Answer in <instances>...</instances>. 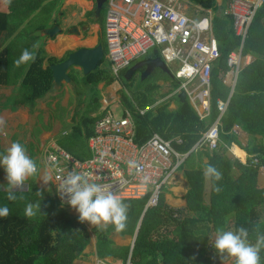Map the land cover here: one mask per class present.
<instances>
[{"label": "crops", "instance_id": "0c3cea01", "mask_svg": "<svg viewBox=\"0 0 264 264\" xmlns=\"http://www.w3.org/2000/svg\"><path fill=\"white\" fill-rule=\"evenodd\" d=\"M172 1H175L180 6L181 12L190 18H207L211 34L215 39L213 33L215 19L221 16L230 17L226 14L225 8L229 0H216V6L213 8H203L189 0ZM106 12L107 0L98 11L95 0H0V13H2L0 20H3L5 24L0 29V55H3L1 64L4 65V75L2 76L4 82L0 84V153L6 152L12 142L18 141L24 145L27 154L38 166L35 175L28 177L22 186L11 189L17 198L10 202L16 201L19 207L18 211L24 219L49 218L55 223L61 221L65 224L69 232L66 242H72L75 247L67 264H93L97 260L107 264H125L127 258L132 257L133 247L146 212L144 211L146 203L140 210V201L144 198L121 199L122 203L127 206L126 226L123 230L118 231L111 222L105 226L103 222L100 225H94L87 220L81 221L75 208L70 205H62L58 201L53 170L44 162L45 152L53 147H60L79 160L90 158L92 153L88 147V139L93 133L95 121L105 114V109H108L111 103L121 99L120 83L117 80L108 83L109 65L105 59ZM228 20V25L231 27L230 18ZM54 25L59 26L61 33L52 38L45 36L42 31ZM99 43L102 44L104 50V59L96 69L101 72L100 80L96 83L100 102L97 110L91 111L89 114L77 110L82 106L81 100L83 98L78 99L77 89L84 90L86 86H92L91 83L86 82L87 75H83L81 71L77 79L74 77L70 83L64 82L59 90H56L51 82V90L44 97L33 101L20 99L18 95L21 87H23V81L27 79L34 63L16 66L15 60L25 48L34 50L36 59L39 56L42 58L41 69L46 70L49 69L51 61L57 62V59L68 51L79 47L92 48ZM231 52L240 53L242 61L234 84L227 71L222 78L223 83L230 89L226 101H229L234 91L240 71L256 59L254 55L249 53L243 54L242 49L239 50V46ZM155 58L163 60L161 50L158 47H153L145 57L134 62L131 66L141 60ZM176 62H164L168 73L156 68L144 79H141L144 67L136 70L134 75L139 77L141 81H145L151 76L149 84H153L151 95L153 102L145 107L148 112L156 114V109L162 105H166L169 111H174L178 109L179 103L187 101L186 98L181 101L178 96L181 93L178 91L179 81L175 79L178 70L173 73L169 66L171 64L176 69L177 64L179 65V62ZM161 73L171 78V84L160 76ZM189 105L192 107L190 102ZM192 109L198 117V121L207 119H201L196 110L193 107ZM230 132L233 133L232 128ZM233 134L237 136V140L231 141L227 145L220 139L219 148L225 147L228 157L245 164L252 157V155H248L246 148L250 150L258 148L263 144V141L261 136L253 137L241 127L237 133ZM176 137L181 138L176 134V136L165 140H172ZM198 152H193L194 158L187 157L184 163L172 173L168 184L160 194L159 200L167 210L172 212L174 220L161 227L164 235L168 238L172 237L171 231L176 229L177 224L175 221H181L182 214L185 216L193 214L188 209V195L192 185L188 181L186 172L187 170H196L199 167L204 169L209 161L205 155L198 157ZM206 153L209 156L211 152ZM209 180V176L205 175V182L203 183L205 186L203 202L205 204H210ZM7 191L6 173L3 168H0V193L4 198ZM29 203L34 206L35 213L30 217L24 213L25 206ZM232 218L234 219V216ZM202 224L198 223L197 229L202 227ZM216 236L214 235L208 244L214 243ZM198 238L199 236L195 239L198 240ZM32 241L27 239L28 244ZM56 241L53 239L52 244L54 245ZM131 248L132 252H130ZM64 254L69 255L70 253L68 250L59 253L60 258L66 256ZM142 254L135 263L131 259V264H148V254L145 253L143 256ZM201 254L200 250L195 251L194 259L197 263L191 264H207ZM57 255V252L51 254L55 258ZM219 264H234V258L230 257Z\"/></svg>", "mask_w": 264, "mask_h": 264}, {"label": "trees", "instance_id": "16d2710c", "mask_svg": "<svg viewBox=\"0 0 264 264\" xmlns=\"http://www.w3.org/2000/svg\"><path fill=\"white\" fill-rule=\"evenodd\" d=\"M189 1L203 8L216 6V0ZM228 18L230 17H217L214 22L213 33L218 42L220 57L211 69L210 114L207 119L198 121L188 100L179 103L178 109L174 111H169L166 105H162L156 109V114L147 111L146 114L140 115L137 109H144L153 102L151 97L153 84H144L139 91L141 97L139 101L131 103L125 95H121V101L125 104L123 106L133 114L136 142L142 144L154 133H158L164 139H170L177 134L181 137L182 143L180 146L173 144V147L184 153L192 148L201 134L214 122L217 117V99L226 100L230 93L229 87L222 81L227 71V56L239 46V38L234 35L232 20L230 18V27ZM4 25V21L0 20V29ZM242 53L254 55L256 59L238 75L227 110L220 120V139L227 145L231 141H236L237 136L230 132L234 125L240 126L253 137L261 136L262 145L251 150L246 148L248 155L256 157L258 162L254 164L250 158L242 164L228 157L225 147L214 151L200 150L198 157L207 156L209 159L207 165L204 169L199 167L186 172L192 185L188 195V209L193 214L189 216L182 214L181 221H175L177 224L176 229L171 231L172 237L168 238L161 227L174 221L172 212L167 210L160 200L156 207L148 208L133 247L131 257L133 263L142 253V256L148 254V264L197 263L194 253L200 250L207 264H219L230 257L224 254L221 258L214 248V243L208 244L218 231L235 232L245 228L248 232L247 241L254 245L259 237H264V0L250 24ZM2 56L0 55V84L4 82ZM42 61L39 56L32 64L20 89L18 95L20 99L33 101L44 97L51 90V70H42ZM52 63L53 61L50 62ZM125 72L123 71L121 76H125ZM100 75L101 72L95 70L87 74L86 82L96 85ZM109 75L108 83H111L115 79ZM133 77L135 78L134 74L128 79V83H134ZM206 152L211 153L208 156ZM193 154L190 153L188 157L194 158ZM209 165L220 173V179L209 176L210 204H205L203 183L205 169ZM146 200L147 198H144L140 201V210ZM0 205H7L9 208V214L0 218V264L68 263L75 247L72 242H66L69 232L64 223L61 221L55 223L49 218L24 219L18 211L16 201L7 202L2 193ZM198 223L203 224L197 229ZM197 236L198 240L195 239ZM27 239L33 241L28 244ZM53 239L57 240L54 245ZM67 250L70 254H64L66 256L60 258L59 253ZM53 252L58 253L56 258L51 256ZM259 256V264H264V243L260 245Z\"/></svg>", "mask_w": 264, "mask_h": 264}, {"label": "built area", "instance_id": "2783aa9c", "mask_svg": "<svg viewBox=\"0 0 264 264\" xmlns=\"http://www.w3.org/2000/svg\"><path fill=\"white\" fill-rule=\"evenodd\" d=\"M262 2L228 1L226 14L232 20L234 35L239 38V50ZM105 40V59L115 79L153 47L160 48L165 63L179 62L175 74L179 81L178 91L185 93L201 119L209 116L211 69L220 53L207 18L186 16L172 0H107ZM241 61L240 53L231 52L227 56V74L232 77L233 84ZM228 102L216 101L217 117L193 146L195 152L218 150L220 120ZM147 110L137 109L140 115ZM239 129L234 125L232 132L237 133ZM173 143L180 145L181 140H165L154 133L139 144L135 139L132 112L123 108L122 115L115 117L105 109V114L95 121L93 135L88 139L90 158L79 160L62 148L53 147L45 152L44 162L53 170L56 197L62 205H69V195L62 187L69 174H82L89 182L99 184L120 199L147 198L146 211L158 205L162 189L188 157L187 153L178 152ZM252 160L254 164L258 162L257 158ZM129 161H135L136 166L130 167ZM93 264L107 263L97 260ZM125 264H131L130 256Z\"/></svg>", "mask_w": 264, "mask_h": 264}, {"label": "clouds", "instance_id": "9594fccd", "mask_svg": "<svg viewBox=\"0 0 264 264\" xmlns=\"http://www.w3.org/2000/svg\"><path fill=\"white\" fill-rule=\"evenodd\" d=\"M35 60L36 52L25 48L15 60V64L19 67ZM129 166L135 167V161H129ZM0 168L6 173L8 182L6 199L10 201L17 198L11 189L22 186L28 177L38 171L37 163L30 158L24 145L18 141L12 142L6 152L0 153ZM205 175L220 179V173L211 165L206 167ZM62 187L69 195L68 204L76 209L81 221L87 220L94 225L103 222L105 226L111 222L118 231L125 228L127 206L122 203L119 196L106 191L99 184L89 182L82 174H69ZM24 213L29 217L34 215V206L31 203L27 204ZM8 214L7 205H0V218ZM247 235L245 228L235 232L220 230L217 232L214 248L221 258L224 254L234 258V264H259L260 245L264 243V237H259L257 243L253 245L247 241Z\"/></svg>", "mask_w": 264, "mask_h": 264}, {"label": "water", "instance_id": "95a60500", "mask_svg": "<svg viewBox=\"0 0 264 264\" xmlns=\"http://www.w3.org/2000/svg\"><path fill=\"white\" fill-rule=\"evenodd\" d=\"M105 1L106 0H95L97 4V11L101 8ZM42 32L45 36L52 38L57 34H60L61 30L58 25H54L50 28L44 29ZM40 34L41 33L39 32V35ZM103 58L104 50L101 43L92 48L79 47L68 51V53L64 54L61 58H58L57 62L49 65L52 76L51 82L54 88L59 90L64 82L70 83L74 77L77 79L80 71L83 75L94 72ZM140 67H144L141 79L147 77V75L156 68L168 73L165 63L161 60V58L144 59L137 64L130 66L126 70L124 78L127 80L130 79ZM178 96L181 101H184V92H181Z\"/></svg>", "mask_w": 264, "mask_h": 264}, {"label": "rangeland", "instance_id": "374dc122", "mask_svg": "<svg viewBox=\"0 0 264 264\" xmlns=\"http://www.w3.org/2000/svg\"><path fill=\"white\" fill-rule=\"evenodd\" d=\"M224 3H225V1H224ZM169 66H170L171 70L174 73L175 70H178V66L179 65L177 64V68L176 69L171 64ZM160 76L163 79H165L169 84H171V78L168 75H166L164 73H161ZM149 79H146L144 82H141V81H139L140 79L138 80V78L135 76V78L133 77L134 83H128V80L125 79L124 76H121L119 78H116L115 80H117L120 83V85H121L120 96L121 95H125L129 99V101L132 103L134 101H139L141 99L139 91L141 90V87L144 84H149L150 83ZM76 92H78V96H79L78 99H81L83 97L82 100H81V105L82 106L77 109L78 111H81L84 114H89L91 111H95V110L98 109V107L100 105V102H99V92L97 90V86L96 85L92 84V86H88V87L86 86V88L84 90L77 89ZM123 105H125V104L120 99V101H118V102L111 103L108 106V110L110 112H112L115 115V117H120L122 115V111H123V108H124ZM177 138L180 139L181 143H182V139L179 138V137L173 138L172 140L177 139ZM174 144H176V143H174ZM191 149L189 151H187V152H184V153L185 154L187 153V156H188L190 153L195 152L194 147H193L192 150ZM88 151L89 150L87 148V152ZM74 153H78V152H74ZM180 153H182V152H180ZM251 158L253 159V158H256V157L252 156Z\"/></svg>", "mask_w": 264, "mask_h": 264}, {"label": "bare ground", "instance_id": "6f19581e", "mask_svg": "<svg viewBox=\"0 0 264 264\" xmlns=\"http://www.w3.org/2000/svg\"><path fill=\"white\" fill-rule=\"evenodd\" d=\"M95 93V92H94Z\"/></svg>", "mask_w": 264, "mask_h": 264}]
</instances>
